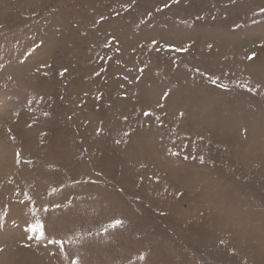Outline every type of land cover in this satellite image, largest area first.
<instances>
[{"label":"rangeland","instance_id":"374dc122","mask_svg":"<svg viewBox=\"0 0 264 264\" xmlns=\"http://www.w3.org/2000/svg\"><path fill=\"white\" fill-rule=\"evenodd\" d=\"M0 264H264V0H0Z\"/></svg>","mask_w":264,"mask_h":264},{"label":"snow or ice","instance_id":"6c2138e0","mask_svg":"<svg viewBox=\"0 0 264 264\" xmlns=\"http://www.w3.org/2000/svg\"><path fill=\"white\" fill-rule=\"evenodd\" d=\"M250 59L252 58V57H249ZM146 115H147V113H146ZM117 223H119V222H117Z\"/></svg>","mask_w":264,"mask_h":264}]
</instances>
